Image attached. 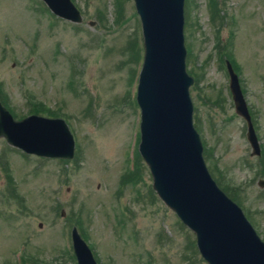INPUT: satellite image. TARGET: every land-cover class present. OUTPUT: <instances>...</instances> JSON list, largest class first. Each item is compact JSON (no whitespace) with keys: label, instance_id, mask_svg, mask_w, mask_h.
<instances>
[{"label":"rangeland","instance_id":"rangeland-1","mask_svg":"<svg viewBox=\"0 0 264 264\" xmlns=\"http://www.w3.org/2000/svg\"><path fill=\"white\" fill-rule=\"evenodd\" d=\"M72 1L83 15L79 24L56 17L42 0H0V100L16 119L50 107L77 145L64 163L0 138V264H76L70 231L78 217L71 211L83 219L100 264H207L194 234L154 192L141 157L139 166L131 82L142 37L133 0H119L120 9L115 0ZM184 19L186 70L199 78L190 96L205 162L264 241V0H185ZM130 48L136 52L127 61ZM226 60L254 119L259 157L235 113ZM130 168L139 182L122 187L119 177Z\"/></svg>","mask_w":264,"mask_h":264},{"label":"water","instance_id":"water-1","mask_svg":"<svg viewBox=\"0 0 264 264\" xmlns=\"http://www.w3.org/2000/svg\"><path fill=\"white\" fill-rule=\"evenodd\" d=\"M134 1L144 45L137 88L139 150L151 169L153 186L195 232L198 248L209 264H264V243L240 208L211 179L203 161L199 135L192 125L188 92L192 78L185 72L183 0ZM45 2L56 14L81 21L71 0ZM231 76L236 109L249 121L236 77ZM0 135L31 151L72 155V135L60 119L30 116L16 123L0 105ZM72 236L78 264H96L76 229Z\"/></svg>","mask_w":264,"mask_h":264},{"label":"trees","instance_id":"trees-1","mask_svg":"<svg viewBox=\"0 0 264 264\" xmlns=\"http://www.w3.org/2000/svg\"><path fill=\"white\" fill-rule=\"evenodd\" d=\"M46 111H48V112H49V111H50V109L48 108V109H46Z\"/></svg>","mask_w":264,"mask_h":264}]
</instances>
